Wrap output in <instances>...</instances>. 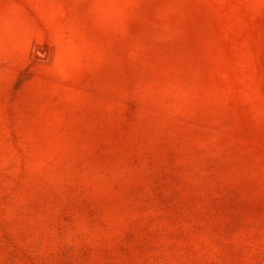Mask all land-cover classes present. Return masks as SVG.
I'll use <instances>...</instances> for the list:
<instances>
[{"label":"rangeland","instance_id":"obj_1","mask_svg":"<svg viewBox=\"0 0 264 264\" xmlns=\"http://www.w3.org/2000/svg\"><path fill=\"white\" fill-rule=\"evenodd\" d=\"M0 264H264V0H0Z\"/></svg>","mask_w":264,"mask_h":264}]
</instances>
